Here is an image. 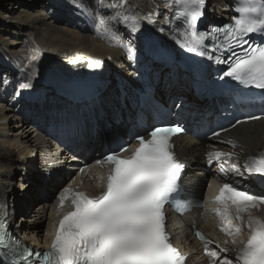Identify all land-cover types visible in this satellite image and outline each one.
I'll return each mask as SVG.
<instances>
[{
	"label": "snow or ice",
	"instance_id": "1",
	"mask_svg": "<svg viewBox=\"0 0 264 264\" xmlns=\"http://www.w3.org/2000/svg\"><path fill=\"white\" fill-rule=\"evenodd\" d=\"M97 4L103 6L104 0H97ZM205 6L206 0H173L175 42L189 53L227 63L224 76L240 85L264 90V0H234L237 15L233 22L200 30L198 21ZM109 7L116 11L99 18L97 35L118 40V31L110 27V22L125 25L131 33L138 31V18L125 14L128 10L121 0ZM118 46L132 54L129 43L118 42ZM237 48L242 50L240 54L235 52ZM225 53L231 56L225 59ZM183 131L179 126L153 127L132 137L138 146L128 155H123L128 151L123 143L111 148L96 161L108 166L107 174L99 176L97 186L101 191L97 195L65 188L59 195L58 208L67 204L69 210L58 221L47 251L33 250L0 228L2 264H185L186 256L173 246L166 230V206L184 210L180 184L184 165L177 159L172 142V137ZM219 135L213 133L214 137ZM226 142L235 147L233 141ZM235 155L210 153L209 157L230 159ZM243 169L264 178V152L249 157ZM229 172L244 175L236 164L231 168L222 164L220 173L226 176ZM214 202L218 207L213 211L225 221L221 231L234 236L246 228L248 238L235 250L233 258L218 259L220 253L230 251L227 247L218 244V251L206 247L211 264H264V218L252 215L253 209L264 205V193L226 182ZM195 235L206 246L213 243L200 231ZM232 243L236 244V240Z\"/></svg>",
	"mask_w": 264,
	"mask_h": 264
},
{
	"label": "bare ground",
	"instance_id": "2",
	"mask_svg": "<svg viewBox=\"0 0 264 264\" xmlns=\"http://www.w3.org/2000/svg\"><path fill=\"white\" fill-rule=\"evenodd\" d=\"M37 1L0 0V204L4 199L12 204L20 214L21 232L26 233L32 243L41 236L47 221V205L62 185V177L70 164L63 160L40 128L29 129L28 124H32L28 117L30 111L24 116L26 113L18 109L21 105L27 106L34 91L42 93L45 100L51 98L54 84L47 86L42 82H64L61 74L85 72L97 59L107 61L116 70H122L123 66L138 67L143 48L140 38L167 23L169 9H172L170 0H121L128 10L125 14L135 15L140 27L131 33L125 25L110 22V27L118 31V40H113L97 35L96 28L101 16L107 18L116 11L109 6L117 0H104L103 6L98 5L97 0H44L39 9ZM209 2L215 16L217 11L229 12L230 5L223 0ZM169 41L172 43L171 39ZM118 42L129 43L132 54L118 46ZM24 48H29L26 54H23ZM27 57L28 62L25 61ZM150 68L156 76L161 74L159 65L150 64ZM22 84L31 86L22 88ZM181 85L185 84L169 78L165 85L160 83L158 86L161 91L179 96L181 92L177 89ZM186 90L184 88L182 93ZM111 103L110 100L105 105L109 117ZM262 122L229 133L227 138L235 143V147L227 142L223 146L206 145L182 137L179 140L182 158L201 162L206 154L222 149L236 153L230 164L241 167L249 157L264 152ZM97 147L94 138L85 136L77 150L89 155ZM193 168L198 172L193 175L197 181L203 172L194 163ZM235 178L246 180L245 175Z\"/></svg>",
	"mask_w": 264,
	"mask_h": 264
},
{
	"label": "rangeland",
	"instance_id": "3",
	"mask_svg": "<svg viewBox=\"0 0 264 264\" xmlns=\"http://www.w3.org/2000/svg\"><path fill=\"white\" fill-rule=\"evenodd\" d=\"M43 3H44V0H38V1H37V5H36L37 8L39 9V6H40V8H41V5H42ZM211 6H212V5H211ZM48 11H50V10H48ZM28 50H29V48H28V49H27V48H24V49H23V51H24L23 54H26V51H28ZM27 58H28V59L25 60L26 62H28V61L30 60L29 57H27ZM26 62H25V63H26ZM18 110H19V109H18ZM19 111H20V110H19ZM20 112H21V111H20ZM28 126H29V129L32 128V127H34L32 124H28ZM34 129H36V128L34 127ZM19 222H20V221H19Z\"/></svg>",
	"mask_w": 264,
	"mask_h": 264
}]
</instances>
